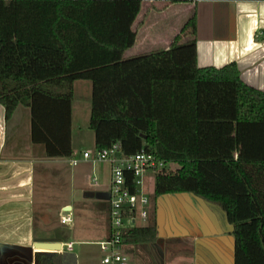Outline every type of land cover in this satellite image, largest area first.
Returning <instances> with one entry per match:
<instances>
[{
  "label": "trees",
  "instance_id": "1",
  "mask_svg": "<svg viewBox=\"0 0 264 264\" xmlns=\"http://www.w3.org/2000/svg\"><path fill=\"white\" fill-rule=\"evenodd\" d=\"M143 0H0V103L30 108L31 137L49 158L72 156L74 82L92 83L96 149L152 150L176 171L156 173L154 197L191 192L233 224L235 264H264V91L235 63L199 67L193 15L169 48L124 58ZM195 2L198 0H168ZM235 136L237 157L215 145ZM132 190L135 187L132 186ZM157 237L151 223L126 242Z\"/></svg>",
  "mask_w": 264,
  "mask_h": 264
},
{
  "label": "crops",
  "instance_id": "2",
  "mask_svg": "<svg viewBox=\"0 0 264 264\" xmlns=\"http://www.w3.org/2000/svg\"><path fill=\"white\" fill-rule=\"evenodd\" d=\"M193 15L194 34L188 29L182 42L196 40L198 66L235 63L247 85L264 91V0H143L132 25L137 38L124 58L169 48ZM91 109L92 83L78 79L74 153L49 158L45 145L32 141L30 108L19 105L7 119L0 103V264H103L99 242L110 235L112 172L110 163L83 157L95 144H78L84 133L92 132L94 140ZM228 143L222 137L216 146L231 152ZM74 156L80 159L77 165L71 162ZM152 194L151 216L139 226L150 224L155 211L157 237L126 242L128 264H235L234 226L219 204L191 192L155 198L153 189ZM68 214L71 221L63 223ZM36 242H60L64 248L50 253L34 247Z\"/></svg>",
  "mask_w": 264,
  "mask_h": 264
},
{
  "label": "built area",
  "instance_id": "3",
  "mask_svg": "<svg viewBox=\"0 0 264 264\" xmlns=\"http://www.w3.org/2000/svg\"><path fill=\"white\" fill-rule=\"evenodd\" d=\"M83 157L94 162L111 164V184L109 191V237L99 242L104 253L103 264H128L129 256L124 252L126 234L130 227H135L150 217L151 196L143 187L147 171L155 174L165 170L167 163L155 151L141 149L132 155H124L118 143L103 149H87ZM80 159L71 158L74 165ZM132 186L135 190H132ZM71 221V215L62 217V222ZM71 245V244H70ZM68 245V246H70ZM71 247V246H70ZM64 248V245H63Z\"/></svg>",
  "mask_w": 264,
  "mask_h": 264
},
{
  "label": "rangeland",
  "instance_id": "4",
  "mask_svg": "<svg viewBox=\"0 0 264 264\" xmlns=\"http://www.w3.org/2000/svg\"><path fill=\"white\" fill-rule=\"evenodd\" d=\"M89 83V82H87ZM218 138H222V137H217L215 139V145H216V141ZM225 138H228L229 140V143H228V146L230 145L232 148H231V154L233 153V155L236 154V143H235V140H233V138L231 139V137H225ZM77 142V138L75 140ZM86 144L88 147H94V140H93V134L92 132H90V134L88 133H84L81 137V140L78 142V144ZM229 146V147H230ZM179 167V165L177 163H167L166 165V168L165 170L166 171H176L177 168ZM155 172L154 171H147L146 172V175H145V179H144V184H143V187H145L144 189L147 190V192H149L150 196H151V207H150V216H151V212H152V209H153V206H154V201H153V189H154V183H155ZM91 219V218H90ZM148 221H143L142 223L146 224ZM140 224H138L139 226ZM103 263V262H102Z\"/></svg>",
  "mask_w": 264,
  "mask_h": 264
},
{
  "label": "water",
  "instance_id": "5",
  "mask_svg": "<svg viewBox=\"0 0 264 264\" xmlns=\"http://www.w3.org/2000/svg\"><path fill=\"white\" fill-rule=\"evenodd\" d=\"M62 243L60 242H36L34 247L42 248L50 253H58L62 250Z\"/></svg>",
  "mask_w": 264,
  "mask_h": 264
}]
</instances>
